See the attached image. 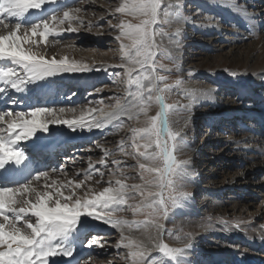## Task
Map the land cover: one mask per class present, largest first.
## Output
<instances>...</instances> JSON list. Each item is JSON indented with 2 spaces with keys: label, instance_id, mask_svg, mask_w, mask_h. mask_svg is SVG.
Listing matches in <instances>:
<instances>
[{
  "label": "snow or ice",
  "instance_id": "snow-or-ice-1",
  "mask_svg": "<svg viewBox=\"0 0 264 264\" xmlns=\"http://www.w3.org/2000/svg\"><path fill=\"white\" fill-rule=\"evenodd\" d=\"M57 2L0 0V93L9 89L24 92L29 84L59 73L91 70L67 56L47 58L41 51L49 44V37L77 32L73 22L83 23L81 7L59 12L46 7ZM111 14L120 16L119 22L110 27L118 30L115 39L121 63L116 67L122 69L115 82L124 86L123 96H116L114 104L100 101L103 107H90L72 119H65L63 114L76 113L75 108L0 111V264H56L54 257H73V243L80 236L88 237V247L103 248L102 238L89 231L96 221L119 230L117 247L127 250V264H190L183 258L193 247L192 233L184 234L182 246L173 247L165 241L166 230L161 223L168 218L170 208L179 207L181 200L190 195L181 188L191 175V161L179 159L186 147L187 121L177 126L178 121L172 117L180 106L178 102L168 103V94L181 88L184 81L169 83V76L163 74L172 71L163 61H175L164 38L169 37V45L176 42L166 29L184 17L172 0H119ZM180 30L177 27L176 33ZM185 93L195 99L194 92ZM125 117L135 126L126 139L118 142L117 151L135 161L130 167L138 169L140 183L127 182L132 177L125 174L120 160L111 161L117 167L108 173L117 178L105 181L107 158L116 152L99 144L96 147L101 149L102 158L96 163L101 167L89 161L88 168L82 170V179H53L48 172L33 176L29 170L31 157L21 142L38 131L48 132L50 124L66 125L73 131L109 126L119 131ZM38 144L39 138L27 147V152ZM18 175L21 180L16 179ZM96 176L99 179L94 180ZM101 183L106 186L97 188ZM125 211L144 219L117 215ZM133 227L141 232L140 237L126 234ZM167 235L181 240L179 235Z\"/></svg>",
  "mask_w": 264,
  "mask_h": 264
},
{
  "label": "rangeland",
  "instance_id": "rangeland-1",
  "mask_svg": "<svg viewBox=\"0 0 264 264\" xmlns=\"http://www.w3.org/2000/svg\"><path fill=\"white\" fill-rule=\"evenodd\" d=\"M118 2L119 0H58L55 5L46 6L53 9L56 7L55 10L58 12L68 8L81 7L82 12L80 15L83 23L73 22V26L78 28L77 32H62L58 36L49 37V44L42 46L41 51L47 56H67L70 61L74 60L86 64L91 69L90 71L73 72L75 77L80 78L82 75L92 71L97 72L94 73V79L90 78V81H96L95 88L83 94L78 87H75L70 88L68 90L70 92L64 95L65 97L60 98V91L64 89L61 87L62 83L60 82L55 88L56 101L65 102L72 99L76 100V98L78 101L69 105L64 103L61 106H51V108L55 109L75 108L77 110L76 113L65 112L63 114L65 119L79 116L82 111H86L90 107H103V105L99 104L100 101H103L105 105L114 104L116 96H123L124 86L115 82L119 79V74L122 72L121 68L116 67V65L121 63L119 42L115 39L118 30L110 27V24L115 25L120 19L119 14L115 16L111 14L112 8ZM197 2L198 0H172L174 5L180 6V12L184 19L179 25L173 23L166 30L170 32L171 40L174 41L177 38L179 44L169 45V37L164 38V43L170 47L175 61H163L172 69L171 73L163 74L169 76V83H174L177 79L184 81L181 88L174 89L168 94V103L178 102L180 106L172 117L173 120L178 121L177 126H183L185 121H187V127L184 128L186 147L179 153V159L191 161L188 166L191 175L186 178L181 188V191L188 192L190 195L181 200L179 207L170 208L168 218L161 221L166 230L164 239L173 247L182 246L184 234L190 233L187 226L197 222L201 225L200 238H197L192 233L193 247L188 250L187 255L183 258L186 262H190V264H264V213H261L262 205L264 204V162L260 158L259 153H255L257 159L249 160L248 158L249 150L254 147H264V129L255 131L252 139L246 138L242 147L239 146L237 139L245 135L243 132L248 130L243 128L246 120L243 121V118L216 116V113L224 110L225 107L238 105V103L242 104L237 98V93L227 91V87L229 85L233 87L250 85L253 76L246 69L237 68L233 62L222 66L220 69L215 67L212 68V71L210 69L201 73L193 66L194 59L203 57L202 52L209 53V50L205 49L204 45L209 42L210 38L200 33V25L207 23L210 17L219 18L221 12L215 9L216 5L213 6L214 3L225 6V8L231 7L235 11V13L230 14L231 21H233L232 28L237 34L242 33L240 40L235 46L242 47L256 40V38H253L254 36L263 33V30L258 28L256 24H247L244 20L239 21L241 25H238L239 12L245 8L242 5H246L248 9H253L250 4L260 5L258 9L263 10L264 0H205L208 5H211V7H208L210 8L208 12H206L205 8L198 7L196 5ZM207 18L209 19L207 20ZM126 19L131 18L126 17ZM136 22L133 20V23ZM221 24L223 25L224 23L221 22ZM177 27L181 28L179 34L176 33ZM54 40H58L59 43L54 44ZM216 44H220L222 47L217 46L219 51L216 50V52L212 53L214 56L220 54V49H224L223 45L228 43L221 45L222 43L217 42ZM240 51L243 52L242 54L240 52L236 53V60L246 57V50L241 48ZM76 57L77 59L75 60ZM97 62L107 65L106 71L108 72L100 73L97 68L90 67ZM203 89H215L216 93L214 95L222 101V105L218 106L210 103L196 105V99L185 93V90L195 93L196 90ZM256 94L264 98V90H257ZM204 95H208V92L205 91ZM255 100V98L247 99L242 105L245 108L249 106L261 107V117L264 118V100L258 103ZM229 102L232 103L229 104ZM155 111L156 108H153L152 114ZM92 115H95V113ZM133 126H135L134 121H128L127 118H124L123 125L119 131L110 126L96 133V136H93L94 141L89 143L88 146L85 145L82 149L80 148V150L78 148L79 152L73 149L75 151L67 155L58 156L63 159L60 162L61 165L57 167L56 171L54 170L55 172H49L54 174L64 173L69 179H82V170L88 168L89 161L96 163L102 158L101 149L96 147L99 144L116 152V155L107 158L109 161L108 169H103L105 171V181L110 178L113 180L117 178L110 177L108 173L109 170H116L117 167L111 161L120 160L125 174L132 177L127 182L129 184L140 183L141 181L137 174L138 169L130 167V165L135 164V161L131 157H123L117 151L118 142L130 135V128ZM80 136L81 133L78 134V137ZM240 144H243V142L241 141ZM69 148L72 149L74 147L69 146ZM128 151H131V149H128ZM230 163H233V166H230ZM254 163L261 166L263 170L259 172L260 170L257 169L255 171L258 173L254 175L247 174L245 179L241 181L246 184V191H240L239 188L221 190V185H218L215 190L213 189V187L217 186L215 183L220 182L223 177L229 179V177L237 176L240 172L246 171L247 173L250 168H254ZM60 167L65 172H60L62 170ZM96 167L100 168L101 165L96 163ZM221 168L224 172L223 176L219 174ZM78 172H81L80 176L76 175ZM95 179H99V176L94 177ZM104 186H106L104 183L96 185L97 188ZM194 186H196V189H194ZM138 199L139 197L136 198V200ZM136 200L130 201V203H135ZM235 204L247 207V209H244L245 212H242L243 217L255 218L256 227H254V231L250 229L251 226L243 225L237 221L241 215L240 210L229 211ZM180 209L191 210L192 213H194L195 209H198L200 216L194 215L192 219L177 216V211ZM117 215L129 220L144 219L143 216L134 217L130 211L118 213ZM249 223L251 224V222ZM102 225L108 226L98 221L93 222V226L89 231L92 234L98 231L96 229ZM113 230L114 232L111 236L116 238L113 237L111 242L118 244V240L121 238L118 234L120 232L115 228ZM132 230L139 235L140 231L135 227ZM167 233L179 235L181 240H176L174 236H169ZM87 239L88 237H85L83 240L85 247H88ZM99 248L101 247H91V259L95 263L127 264L126 259H124L126 249L111 253L109 252L110 249L109 251L105 249V246L102 250ZM228 254L230 258L225 259L224 256ZM153 255L157 254L154 253Z\"/></svg>",
  "mask_w": 264,
  "mask_h": 264
},
{
  "label": "bare ground",
  "instance_id": "bare-ground-1",
  "mask_svg": "<svg viewBox=\"0 0 264 264\" xmlns=\"http://www.w3.org/2000/svg\"><path fill=\"white\" fill-rule=\"evenodd\" d=\"M196 5H198V7L200 8H205L206 12L210 11V8L208 7H211V5H208V3L205 2V0H198ZM214 5H216L215 9L221 12L219 18H212V17H210V19L207 18V20L209 19V21L203 25H200V33L210 38L209 42L204 45V48L209 50V53L202 52L201 54L203 55V57L194 59L193 66L198 70V72L201 73L205 70H210V69L212 71V68L215 67H217V69H220L222 66H226L228 63L230 64L232 62L235 63L237 68H244L249 73H251L253 79L250 85H243L239 87L237 86L233 87L229 85V87H227V91L229 92L231 91L232 93L236 92L238 96L237 98L239 101L242 102V104L244 101L250 98L253 99L255 98L256 99L255 102L257 103L260 101L262 102L264 98L256 93L257 90H264V9L263 10L258 9L260 5H255V4H250V7H253V9L252 8L248 9L246 5H242L245 6V8L239 12L240 19L238 20V25H241L239 21L244 20V22L247 24H251V23L256 24L258 28H261L263 30L262 31L263 33L261 32L262 34H257V36H254L253 38H256V40L252 42L250 41L251 43H249L248 45L246 44L243 45L242 47H236L235 45L240 40V36L242 35V33L237 34L235 30L232 28L233 21H231L230 14L235 13V11L232 10L231 7L225 8V6H221L217 3H214L213 6ZM221 22H223L224 24L222 25ZM174 41L176 42V44H179L177 38L174 39ZM217 42L222 43L221 45L227 43L228 44L223 45L224 49H220L221 51L220 54L214 56L212 55V53L216 52V50L219 51L217 46L220 48L222 47L220 46V44L217 45L216 44ZM241 48L242 49L244 48L246 50L245 51L246 57H244L243 59L236 60L237 59L236 53L240 52L242 54L243 52L240 51ZM52 56H55L57 59L64 57L61 55H52ZM52 56L46 55L47 58H51ZM76 59L77 57L75 58V60ZM90 67L97 68V70H99L100 73L108 72L106 71L107 65L99 62L92 64ZM94 73L97 72L92 71L91 73L84 74L80 78H78L73 75V72H63L55 76L48 77L44 81H38L36 83L29 84L24 92H17L14 89H9L8 91L0 93V111H4V110L12 111V112L30 111L34 107H51L54 105L61 106L62 104L64 105V103L65 105L76 103L78 102L77 98L76 100L72 99L65 102L56 101L57 97L56 94L54 93L55 88L58 86L60 82L62 83V86L61 85L60 86L63 87L64 89L60 91L59 94L60 98L65 97L64 95H67L70 92L68 90L70 88H75V87H78L80 92L83 94L88 90L90 89L93 90L95 88L96 81L95 80H94L95 82L90 81L92 78L93 79L95 78ZM2 86L3 85H0V87ZM199 91L198 90L195 91L196 105H202L205 103L216 104L218 106L222 105L221 103L222 101L219 100L214 95L216 93L215 89H209V90L203 89ZM205 91L208 92V95H204ZM231 103L232 102H229V104ZM242 104L238 103V105L225 107L224 110L216 113V116L218 117L223 116L224 118L227 117L243 118V121L246 120V123H244L243 128L245 129L247 128L248 130L247 131L245 130L243 132V134L245 135H242L241 138L238 137L237 139L239 146L243 147L246 138L252 139L254 137L255 131L259 129H264V118L261 117V111H260L261 107L259 108L258 106L256 107L249 106L248 108L247 107L245 108L244 105ZM68 119H72V118H68ZM100 131L102 130L95 128L92 129L91 131H89L87 128H84L82 130L77 129L73 131L72 129H69L66 125L50 124L48 132L38 131L36 133V136L32 137L30 140L21 142V145L26 148V155H30L31 159H33V157L36 159L35 165L31 166L29 164V170L31 171L33 176L36 175L38 172H48L53 179H59V180L69 179L67 175H65L64 173L54 174L49 172V171L53 172L54 170L56 171L57 167L61 165L60 162L63 159H61V157L58 156H62V154L67 155L68 153L78 150V148L80 150V148L82 149L85 145L88 146L89 143L94 141L93 136H96V133H99ZM80 133L81 136L78 137V134ZM37 138H39V144L36 147L31 148V152L28 153L27 147L32 145L33 142L37 140ZM241 141L243 142V144H240ZM69 146L74 148L70 149ZM251 153L253 154L251 155ZM255 153H259L261 156L260 158H262V161L264 162V147L263 148L254 147L251 150H249V157H248L249 160L257 159ZM26 163L28 162L26 161ZM230 166H233V163H230ZM258 166L259 165L257 163L256 164L254 163V168H250V170L247 173L246 171H243L240 172L237 176L229 177V179L223 177V179L220 182L215 183L217 184V186L213 187V189L215 190V188H217L218 185H221V190L224 189L231 190L234 188H239L240 191H246L247 190L246 184L242 183L241 181L245 179L247 174L254 175L255 173H258L257 171H255L257 169L260 170L259 172H261L263 168H261V166L259 167ZM223 173H224L223 169L221 168V171L219 173L220 176H223ZM16 178H21V176L18 175ZM39 183L42 185L43 181ZM194 189H196V186H194ZM263 206L264 204L262 205L261 213H264ZM244 209H247V207L241 204H235L231 209H229V211L240 210L241 212L240 214L242 216L240 215L237 221L243 225L251 226L250 229L254 231L255 230L254 227H256V224L254 223L255 218L243 217L242 212H245ZM177 212H178L177 216L187 217L190 219H192V216L194 215L200 216V212H198V209H195L194 213H192L191 210H186V209H180ZM249 222H251V224ZM187 228L188 230H190V233H194V236L200 238L201 225H199L197 222H193L192 224H189ZM96 230L98 231L92 233L91 235L102 238V242H104L106 250L109 251L110 249L109 252L115 253L116 251L124 249L122 247L118 248L116 243L111 242L113 237L116 238L115 236H111L114 232L112 227L102 225L98 227ZM118 234L120 237V233ZM126 234H130L133 237L141 236V232L139 233V235H137L134 232V230H131L130 232L126 230ZM84 238L85 236H80L78 239L74 241L73 246L75 248V252L73 257L57 256L52 258V260H55L56 264H77V261H80V264H84V261L86 260H89L90 264H100V263H95L91 259L92 251L90 247L84 246V241H83ZM99 249L102 250V248ZM224 258L225 259L230 258V255L229 254L225 255ZM109 263L110 262H108L107 264Z\"/></svg>",
  "mask_w": 264,
  "mask_h": 264
}]
</instances>
